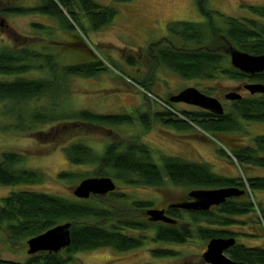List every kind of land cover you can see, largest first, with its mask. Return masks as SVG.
<instances>
[{"label":"trees","instance_id":"1","mask_svg":"<svg viewBox=\"0 0 264 264\" xmlns=\"http://www.w3.org/2000/svg\"><path fill=\"white\" fill-rule=\"evenodd\" d=\"M37 6L16 10L17 13L36 11L55 17L63 29L74 32L77 28L84 33L86 27L78 16L75 6L83 11L90 26L98 30L110 24L117 8L112 4L104 5L96 0H39ZM208 0H197L200 12L205 16L201 22L173 21L169 23V35L149 46L151 54L162 64L178 72L184 78H201L212 80L218 76H228L241 82H263L264 71L256 74L246 73L231 65L227 53L231 45L252 54H264V5L249 4L247 9L257 18H238L218 14L220 20L213 17L212 9L207 6ZM70 12L74 23L65 14L63 8ZM43 27L41 24H35ZM194 43L197 48L177 46L176 41ZM71 45L81 50L85 58L80 62L61 63L59 58L44 49H36L26 44L0 49V102L4 105L0 115L15 114L14 128L30 131L39 141H49L56 144L63 132L65 139L70 131L78 128L86 132V128L104 129L107 125L120 126L131 124V113L104 114L89 109L68 110L61 107L58 98H62L64 84L72 76L94 77L107 69L103 60L82 40L77 39ZM135 59L130 60L134 64ZM40 72L39 77H26L27 73ZM126 77L137 82L142 88L149 89L148 80H139L126 73ZM10 78H7V77ZM15 76L11 79V77ZM136 83V84H137ZM66 86V85H65ZM172 96V95H171ZM49 98V106L35 105L31 109L23 108L27 102H38ZM170 106H175L169 99ZM165 107V106H164ZM30 108V107H29ZM156 112V117L177 127L187 129L193 125L199 126L217 137L230 149L232 157L225 149L222 154L237 162L244 172L250 167L264 168V134L253 138L250 144H235L237 138H223V134L238 131L241 120L264 122V93L244 96L232 101V111L217 115L201 108L195 110H179L187 119L177 118L168 107ZM176 109V107H175ZM30 110V111H28ZM178 110V109H176ZM14 112V113H13ZM145 128L150 127V117L147 114L139 116ZM49 123H57L48 131L38 128ZM6 125L5 127H7ZM68 159L74 164H94L97 169L94 175H111L127 184L161 187L166 181L174 185L196 188H220L237 186L246 192L239 197H233L208 211H193L170 209L168 214L182 221L187 213L190 221L181 224L151 222L145 210L153 204L146 200L129 199L125 193L111 192L107 195H95L88 199L66 198L54 193L22 189L14 190L1 198L0 227L12 240L27 244V240L35 235L65 222H71V244L58 253L42 251L28 255L24 262L0 258V264H68L73 254L79 251L99 247H113L120 251L140 247L148 238L146 231L154 229L153 240L169 243H184L197 234L205 240L213 237H238L241 232H235L228 227L236 224L237 216H251L257 211L256 204L250 200L247 186L251 191L264 190V176L247 175L243 177H227L213 172L205 162H191L175 155H163L161 164L153 159L152 148L142 141L108 143L102 153L83 141H74L64 148ZM23 159L17 152H5L0 159V183L16 185L43 181L44 176L33 169L15 168V164ZM59 178H80L79 182L88 177L76 172L62 171ZM106 198V199H105ZM118 200L115 204L107 200ZM109 201V202H108ZM124 201L125 203L123 204ZM259 209L260 220L264 223V208ZM196 227V230H194ZM133 233L130 234L127 231ZM136 231H140L137 235ZM143 232V233H141ZM243 234V232L241 233ZM248 236H260L255 233H245ZM237 239V238H236ZM229 256L247 264H264V243L246 245L236 241L229 250ZM152 253L157 256L175 254L167 248H155Z\"/></svg>","mask_w":264,"mask_h":264},{"label":"rangeland","instance_id":"2","mask_svg":"<svg viewBox=\"0 0 264 264\" xmlns=\"http://www.w3.org/2000/svg\"><path fill=\"white\" fill-rule=\"evenodd\" d=\"M96 1L104 5L112 4L117 8V14L110 24L94 30L83 11L76 5L75 10L78 11V16L86 27L85 33L79 28L74 32L67 31L63 29L57 18L36 11L6 15L9 27L0 32V49L26 44L36 49L45 48L47 52L55 54L61 63L80 62L85 56L71 43L79 38L82 39L105 62L107 69L94 77L77 75L68 78L63 87L65 95L57 99L61 102L60 106L68 110L85 108L104 114L131 113L133 122L120 126L107 125L104 129L88 127L86 132L74 128L65 139L62 132L59 142L52 144L49 141L37 140L30 131L15 129V114L0 115V159L5 152L20 153L23 159L15 164V168L33 169L44 176L43 181L34 183L16 185L0 183V202L1 198L10 192L22 189L74 198L73 190L80 178H59L60 172L70 171L82 176H98L94 175L97 169L94 164L80 165L70 162L64 148L74 141H83L99 153H102L106 145L111 142L142 141L151 146L153 159L159 164H161L163 155H175L191 162H205L213 172L227 177L246 179L247 175L264 176V168L261 167H250L245 173L238 163L221 153L220 149L223 148L231 154L227 145L196 124L187 129H178L156 117V112L166 110L165 100L187 87H197L209 95L218 97L226 111L233 110L232 101L226 99L225 94L241 82L228 76H218L212 80L184 78L167 65L160 63L149 50L150 44L170 34L169 23L205 20V16L198 8L197 0ZM39 3V0H27L28 7L37 6ZM249 4L264 5V0H208L207 6L215 11L213 17L217 21L220 20L218 14L238 18H257L247 9ZM35 24H41L43 27ZM175 43L180 47H198L194 43L184 45L182 40ZM132 59H135L134 64H130ZM123 73L139 80L147 79L149 89L142 88ZM41 75L44 74L35 71L24 76L39 77ZM241 93L244 96L250 95L248 90ZM50 101L45 97L38 102L35 100L27 102L23 108L31 109L37 104L38 106H49ZM3 105L0 102V107ZM174 105L172 107L178 110L199 108L183 102ZM142 114L150 117L149 129L145 128L139 119ZM240 122L241 126L238 131L223 134V138L234 140L237 138L235 141L237 145L250 144L253 143L255 136L264 134V122L244 119ZM6 125L8 128L5 127ZM57 125V123H49L38 126V128L48 131ZM109 172L110 175L106 176L115 173L111 169ZM115 182L118 186L116 192L130 196L127 201L125 200L126 203L133 200H146L152 202L153 207L156 208L165 207L168 203L183 201L190 190L196 189L191 186L174 185L170 181H166L161 187L127 184L119 179ZM247 189L250 200L257 205V211L251 216H237L240 222L228 228L235 232H243L237 237L239 243L249 246L259 245L264 243V223L260 220L261 210L259 209L260 204L264 208V190L251 191L249 186ZM107 200L118 204V200L114 202L111 198ZM182 214L184 215L181 222H189V215ZM127 232L133 233L130 230ZM245 233H255L260 236H248ZM136 234L139 235L140 231H136ZM146 234L148 238L140 247L126 251L113 247L83 250L73 254L68 264H209L202 256L209 240L202 239L197 234L193 239L184 243L155 241L153 240L154 229H149ZM155 248L172 249L175 254L157 256L152 253ZM0 258L18 262L28 259L27 244L20 245L19 241L12 240L2 227H0Z\"/></svg>","mask_w":264,"mask_h":264},{"label":"water","instance_id":"3","mask_svg":"<svg viewBox=\"0 0 264 264\" xmlns=\"http://www.w3.org/2000/svg\"><path fill=\"white\" fill-rule=\"evenodd\" d=\"M231 65L246 73L256 74L264 71V54H252L231 45L227 51ZM242 89L251 94L264 93L263 82L243 83L225 94V98L234 101L243 97ZM174 103H186L211 113L222 115L225 106L218 97L209 95L197 87H187L177 94L170 96ZM117 183L111 176H90L82 179L74 188L73 194L81 199H88L95 195H107L116 191ZM245 190L237 186L220 188H196L188 193L186 200L172 203L171 208L186 211H208L215 206H220L228 199L245 194ZM145 214L151 222H164L175 224L177 220L166 213L162 208H147ZM71 222L58 224L43 233L27 240V253L33 255L42 251L58 253L71 244ZM235 237H213L203 252V259L209 264H247L233 260L228 250L235 245Z\"/></svg>","mask_w":264,"mask_h":264},{"label":"flooded vegetation","instance_id":"4","mask_svg":"<svg viewBox=\"0 0 264 264\" xmlns=\"http://www.w3.org/2000/svg\"><path fill=\"white\" fill-rule=\"evenodd\" d=\"M28 5L29 4H27V0H0V32L9 27V24L6 21V17H5L6 15H10L12 13H15L16 10H20L22 8H25V9L30 8V7H28ZM244 91H246V89H242L240 92H244ZM116 191H114V192H116ZM187 198H188V195L186 196V199ZM171 204L172 203H168L165 207H162V209H165L167 214H168L170 209H175V208L170 207ZM177 223L181 224L182 222L180 220H178Z\"/></svg>","mask_w":264,"mask_h":264},{"label":"bare ground","instance_id":"5","mask_svg":"<svg viewBox=\"0 0 264 264\" xmlns=\"http://www.w3.org/2000/svg\"><path fill=\"white\" fill-rule=\"evenodd\" d=\"M63 8V7H62ZM63 10H64V12H65V14L68 16V18L72 21V23H74V25L76 26L77 25V23L74 21V19L71 17V14H70V12H68L66 9H64L63 8ZM15 13H17V12H15ZM18 14V13H17ZM171 112L177 117V118H182V119H187V117L184 115V114H182L179 110H175V109H173V110H171ZM231 156H232V154H230ZM233 157V156H232ZM234 158V157H233ZM237 163V162H236ZM172 217V216H171ZM175 219V218H174ZM177 220V219H176ZM177 222H178V220H177ZM176 224V223H175ZM29 255V254H28ZM34 255V254H33Z\"/></svg>","mask_w":264,"mask_h":264},{"label":"built area","instance_id":"6","mask_svg":"<svg viewBox=\"0 0 264 264\" xmlns=\"http://www.w3.org/2000/svg\"><path fill=\"white\" fill-rule=\"evenodd\" d=\"M165 107H168L170 110H173L175 108H173L172 106L168 105L167 103L164 105ZM176 110V109H175Z\"/></svg>","mask_w":264,"mask_h":264}]
</instances>
